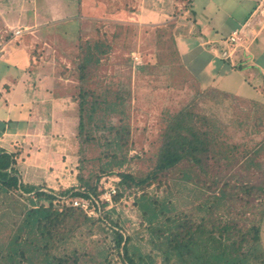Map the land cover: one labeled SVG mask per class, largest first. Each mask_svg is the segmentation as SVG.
Wrapping results in <instances>:
<instances>
[{
	"label": "rangeland",
	"instance_id": "obj_1",
	"mask_svg": "<svg viewBox=\"0 0 264 264\" xmlns=\"http://www.w3.org/2000/svg\"><path fill=\"white\" fill-rule=\"evenodd\" d=\"M157 1H162V5L158 7ZM141 2L144 10L137 20ZM163 2L169 6L170 1L164 0H0V55H3L0 70L9 62L13 65L12 54H35L37 66L33 68H42L51 75L56 73L55 81L47 83V91L48 98L60 102L56 106L57 113L61 114L54 115L58 124L56 131L1 137L0 150L8 148L18 170L19 166L36 168L32 174H26L25 170L20 172L23 171L20 169L24 183H44L42 187L59 191L79 186L77 174L89 178V182L96 174L110 175V179L117 177L115 182L106 180L108 184L114 182V186L120 181L117 172H130L135 178L145 177L154 168L166 123L183 107L195 114L198 137L214 144L219 155L227 156L222 158L219 167L212 163L208 174L196 172L192 182L181 179L191 168L189 162L183 161L175 168L156 174L157 179L146 183L144 190L135 186L126 188L116 200L113 211L108 208L111 205L104 207L108 216L101 223L104 229L96 223L89 233L88 227L83 226L74 237L69 234L65 242L59 243V251L66 250L69 254L75 250L80 264H97L100 248L112 246L113 234L107 221L118 223L122 233L131 235L136 243L143 245L141 249L150 251L151 245L146 241L148 232L134 202V196L142 192H147L154 200L153 206L158 211L165 206L169 215L186 213L194 220L204 215L219 224L235 220L243 229L251 224L258 210L251 205L264 203V190H254L249 196L240 191L251 184L264 185V106L255 108L248 98L232 97L216 88L199 85L173 50L171 21L165 25L141 22L144 14L165 11L167 4L164 6ZM152 3L157 8L149 10L146 4ZM227 6L235 10L237 5L227 2ZM258 7L249 12L237 34L232 30L228 36L231 39L236 34L235 44L227 43L225 54L234 68L252 59L253 36H259L264 27V4L259 3ZM241 12L237 10L238 19L243 16ZM18 29L21 34L15 35ZM95 41L105 45L106 53L98 62L88 63L85 81L81 82L79 60L84 47ZM222 42L221 46L226 39ZM213 50L211 52L216 54V49ZM243 71L250 73L248 69ZM6 79L12 81L10 77ZM81 90L90 92L83 111L81 106L79 108ZM104 98L115 102V112L103 113L96 108L91 113L88 110L92 100L103 104L100 100ZM220 103L229 114L224 118ZM248 112L252 118L248 117ZM80 117L85 122L83 130L78 125ZM223 119H226L224 125ZM116 140L119 149L110 144ZM260 144H263L260 156H249ZM132 155L134 157H130ZM122 158L128 160L121 168L113 169L112 173L101 172L113 160ZM207 159L204 157L202 164H206V168L210 166ZM220 190L226 191L227 197L218 203L214 195ZM13 196L22 205L29 203L28 195L16 193ZM7 202L4 199L0 208ZM91 208L87 215L93 218L103 210ZM13 228L10 223L0 227V241L6 244ZM261 231L264 247V218Z\"/></svg>",
	"mask_w": 264,
	"mask_h": 264
},
{
	"label": "trees",
	"instance_id": "obj_2",
	"mask_svg": "<svg viewBox=\"0 0 264 264\" xmlns=\"http://www.w3.org/2000/svg\"><path fill=\"white\" fill-rule=\"evenodd\" d=\"M229 34L221 38L226 39V43L222 46L224 54L228 50L227 43L234 45L229 41ZM103 46L105 45L101 42L95 41L84 47V53L78 63L81 82L85 81L84 76L88 63L92 60L98 62L100 56L106 53ZM88 94H90L88 91L81 90L80 92L79 108L81 106L82 111L85 108ZM100 101L103 104L92 100L88 110L91 113H94L96 108L103 113L117 110L115 102L105 98ZM248 117L252 118L249 115ZM88 118H91V114ZM194 118L195 114L184 107L171 115L162 132V143L156 153L154 168L147 176L135 178L130 172H117L120 181L115 186L114 204L108 207L111 211L115 209L116 200L121 197L126 188L135 186L144 190L146 183L157 179L156 174L175 168L183 161L189 162L191 167L181 177L186 182L191 181L196 172L208 174L212 163L217 167L222 165L220 163L224 160L222 158L227 156L224 153L219 155L214 144H209L204 137H198L195 129L197 123L194 122ZM78 125L80 129H84L83 118L80 117ZM112 143L117 149L120 148L117 140L110 144ZM262 148L263 144H260L249 153V156L259 155ZM204 157H208L207 161L210 164L208 168L206 164L202 166ZM128 158L113 160L101 172L112 173L113 169L121 168ZM101 176L96 174L89 182V178L84 179L82 175L77 174V180L81 182L79 186L55 191L42 187V185L24 183L16 167L13 154L0 150V203L4 199L8 201L4 207L0 208V227L9 223L14 226L9 241L6 244L0 241V264H80V256L77 252L71 250L67 254L66 250L59 251V243L65 242L69 234L70 237H74L83 226L88 227L89 233L96 223L104 229L101 223L106 219L105 217L108 218L104 208L108 204L100 202L99 196L102 190L99 189L98 182ZM257 189L263 191L264 185L251 184L240 191L249 196ZM16 193L28 195L29 203L23 205L19 203V200L13 196ZM65 196L87 198L91 206L103 210L99 216L93 218L88 216L82 208L66 204L62 200ZM134 197V202L141 212L143 224L148 232L146 241L151 245L150 251L141 249L143 245L136 243L131 235L122 233L118 223L107 221L111 226L113 242L112 246L106 245L105 248H100V260L97 264H264V247L261 242L263 202L251 205L254 209L258 207L255 212L258 215L254 214L251 224L243 229L237 225L235 220L219 224L212 218L208 220L204 215L196 220L189 218L186 213L169 215L165 206L158 211L153 206L154 200L147 192ZM226 197V191L220 190L218 195H214V201L220 203ZM172 210L173 208L171 212Z\"/></svg>",
	"mask_w": 264,
	"mask_h": 264
},
{
	"label": "crops",
	"instance_id": "obj_3",
	"mask_svg": "<svg viewBox=\"0 0 264 264\" xmlns=\"http://www.w3.org/2000/svg\"><path fill=\"white\" fill-rule=\"evenodd\" d=\"M164 1H170L169 6L167 2H163L164 6L167 4L165 11L157 12V14H152L151 11L144 14L142 17L145 19H142L141 22L147 25H165L167 21H171L173 50L182 58V63L188 68L189 73L199 85H202V88H216L232 97L248 98L256 105L253 107H263L264 27L261 28L259 36L255 35L256 38L251 34L256 39L250 45L252 59L248 64L242 65L240 63L238 66L240 68L232 67V63L229 65V56L223 52L221 38L233 29H239L249 12L251 13L255 8L256 10L259 9L258 4H264V0ZM157 2L158 7L162 5V1ZM227 2H233L237 5L236 9L233 10V8L228 7ZM155 3L146 4L147 8L149 10L157 8ZM163 8L165 9V7ZM143 10L144 6L141 2L136 13L137 20L141 19L140 15ZM237 10H242L243 16L240 19H238ZM213 49H216V54L211 52L214 51ZM192 51L193 54H190ZM8 53L10 55L11 52ZM186 54L188 55L185 57ZM2 56L0 55V57ZM12 60L13 65H10V60H6L9 65H5L4 70H0V141L2 140L1 137L5 136L18 137L33 132L44 134L45 132L56 131L58 124L54 115L61 114L60 112L57 113L56 106L60 102L54 98H48L47 91V83L51 80L55 81L56 73L51 71L53 73L51 75L42 68H33L37 66L35 54L28 52L27 55L23 52L17 55L12 54ZM245 69H248L250 73H245L243 71ZM16 71L15 78H13L12 75ZM8 77L12 81H8L6 79ZM219 107H223V115L227 113L221 103ZM248 113L251 117V112ZM50 114L52 115L51 118L49 117ZM45 117L53 120H46ZM253 125H255L254 122ZM6 149L9 152L8 148ZM24 170L26 174L27 172L32 174L36 168L19 166L18 172H24ZM40 178L42 181L45 180L42 176ZM31 184L40 186L44 183L35 182Z\"/></svg>",
	"mask_w": 264,
	"mask_h": 264
},
{
	"label": "built area",
	"instance_id": "obj_4",
	"mask_svg": "<svg viewBox=\"0 0 264 264\" xmlns=\"http://www.w3.org/2000/svg\"><path fill=\"white\" fill-rule=\"evenodd\" d=\"M235 31L233 33H236L239 32L240 30L239 29H234ZM15 35H19L21 34V30H16L14 32ZM237 34V33H236ZM236 34L231 37H229V40L231 42H233L235 39L234 37L236 36ZM235 44V42H233ZM110 175H107V176H103L99 179V189L102 190L99 198L102 202H106L108 205H112V199H113V196L116 192V188L114 186V182L115 181H118V178H112L110 179L109 178ZM106 180L108 181H114L113 182V185L112 184H108L106 182ZM62 200L65 201L66 204H70L72 206H78L79 208H82L86 213H88L87 211H89L91 208V204H90V200L87 199V198H83V197H79V196H65L64 198L62 197ZM93 213V211L91 212ZM90 215V214H89Z\"/></svg>",
	"mask_w": 264,
	"mask_h": 264
},
{
	"label": "bare ground",
	"instance_id": "obj_5",
	"mask_svg": "<svg viewBox=\"0 0 264 264\" xmlns=\"http://www.w3.org/2000/svg\"><path fill=\"white\" fill-rule=\"evenodd\" d=\"M95 221V220H94Z\"/></svg>",
	"mask_w": 264,
	"mask_h": 264
}]
</instances>
